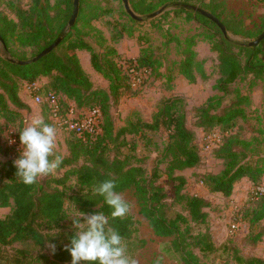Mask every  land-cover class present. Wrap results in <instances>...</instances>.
Wrapping results in <instances>:
<instances>
[{
  "label": "trees",
  "instance_id": "obj_1",
  "mask_svg": "<svg viewBox=\"0 0 264 264\" xmlns=\"http://www.w3.org/2000/svg\"><path fill=\"white\" fill-rule=\"evenodd\" d=\"M73 1L28 0L26 7H23L21 3L25 0H19L8 2L7 13L0 11V120L6 123L20 120L21 111L28 109L19 99L20 87L24 83L33 84L41 78L46 79V83L39 89V94L42 95L43 92L45 96L52 92L60 96L62 114L69 104L77 110L97 107L102 113L99 135L93 138L88 136L78 138L74 132L69 133L70 138L66 141L68 154L57 169L58 171L66 169L61 178H51L43 183L38 180L31 186L23 185L15 178V168L12 163L18 157L19 152L16 149L19 140L10 147L0 145V156L6 158V161L0 163V209L10 208V214L0 219V246L31 241L36 246L44 248L47 239L48 243L56 245V250L55 254L50 256H38L41 263L70 264L71 257L64 250V246L69 244L73 231L60 232L66 220L64 210L66 197L80 212L95 214L101 211L108 215L109 225L119 231L124 241L129 240L135 231L132 217L127 214L122 218H111V209L104 203L103 197L93 192L99 182L112 179L116 182V191L119 193L126 190L134 191L140 207L139 214L148 222L155 237H173L172 245L183 255L185 264H202L196 255L190 251L186 252V249L193 248L201 254H208L215 252L217 248L209 234L192 236L189 224H205L207 219L205 209L210 204L203 198L183 195L181 190L185 179L173 174L174 171L193 168L201 160L194 143L195 135L186 127L183 100L177 96L164 98L153 113L151 122L127 120L123 126L116 129L110 112L112 105L118 104L127 93L137 91L131 87L128 70L117 64L115 60L118 56L117 52L113 48H108L105 45V38L91 26V23L100 19L103 14L98 6H94L93 10H87L85 0H79L75 24L68 31L67 25L73 11ZM193 1L128 0L130 9L136 16L149 15L160 6L172 7V10L165 12L161 17L170 14L176 17L184 16L187 21H194L203 28L204 39L210 43L211 50L218 57L219 78L214 86L216 91L224 95L228 94L230 86L246 76L252 77V84L255 81L264 82V60L261 58L264 40L256 47H249L248 42L231 39L228 34L242 39L249 35L239 27H232L221 21L223 4L212 0L206 6H198V8L218 19L227 35L200 13L183 7L195 6ZM256 1L264 2V0ZM122 12L130 28L122 27L117 32V36L111 37V41L122 39L124 33L132 38L134 34L132 26L141 25V22L133 20L126 13L124 7ZM83 27H90L95 31L100 40L101 52L95 51L85 39L86 33L83 32ZM58 38H62L60 44L39 61L25 66L15 63L26 59L23 52L13 50L14 45L32 50L30 58H34ZM174 41L181 55L178 74L190 84L196 82L197 74L205 79L202 62L197 60V54L193 50L195 37H186L183 42ZM79 51L88 53L91 68L108 83L107 90L93 88L89 76L83 71L77 57L76 52ZM156 63L159 65L148 48L141 49L136 58L126 61L128 67L135 64L136 70L146 71L151 70ZM235 98V101L220 113L213 112L216 104L219 103L218 98H209L195 110L198 127L207 128L209 131L218 127L222 133H227L225 139L223 138L224 142L216 146L215 154L216 158L224 162L223 169L218 174H207L202 178V183L211 193H218L224 197L231 196L234 184L244 178L248 179L255 188L261 186L260 182L264 175L261 160L253 161L251 156L248 157L250 141L245 140L238 132V121L246 120L244 105L247 104L248 98L239 91H236ZM215 99L217 102H213ZM42 110L43 113H49V108L44 103ZM21 126L22 123L20 130ZM234 129L236 132L232 134L231 131ZM159 131L169 134L165 155L171 159L167 176L169 185L174 191L172 203L184 204L186 211V215L178 214L174 219L167 218V211L172 205L167 200L169 190L146 181L142 177V168L130 163L131 160L137 161V159L134 156H122L120 153L126 145L129 146V151L135 150V145L130 144L126 137L145 138L146 132ZM248 131H253V128ZM17 136H19L18 132ZM110 146L115 152L112 158L108 156ZM71 177L75 178L79 186L86 189L84 193L65 195L64 187ZM51 182L58 187L48 189ZM59 187L61 189H58ZM249 201L251 203L245 215L248 223L255 225L264 220V195L256 198L252 193ZM56 229L58 232L54 235ZM263 236V232L260 231L250 237V240L256 243ZM187 239L190 242H186ZM233 260L236 264H264L261 258H244L238 254L233 256Z\"/></svg>",
  "mask_w": 264,
  "mask_h": 264
},
{
  "label": "rangeland",
  "instance_id": "obj_2",
  "mask_svg": "<svg viewBox=\"0 0 264 264\" xmlns=\"http://www.w3.org/2000/svg\"><path fill=\"white\" fill-rule=\"evenodd\" d=\"M19 0H0V11L7 13L8 2H18ZM145 2H156V0H144ZM212 0H194L192 3L196 7H204ZM215 2L223 4V14L221 21L232 27H239L246 32L249 37L240 39L242 42H251L255 40L264 31V2L256 0H216ZM87 10H93L98 6L103 12L100 19L91 23V26L98 30L102 37L105 38V45L113 48L118 56L116 62L118 65L126 64V61L136 58L141 49L148 48L157 63L151 70H144L141 73L139 82L136 84L134 91L136 93H127L123 96L118 104L111 107L114 127L120 128L127 120L130 121H152V115L156 112L157 107L164 98L180 97L183 100L185 111L186 127L195 135V145L200 156V163L190 169L174 171L175 176H182L185 184L181 190L183 195L197 196L209 202V207L205 209L207 213L206 223L195 225L190 223V234L202 235L209 234L217 250L213 253L201 254L198 250L190 248L187 251L192 252L199 258L202 264H236L233 256L238 254L244 258L257 257L264 261V236L252 243L250 237L258 232L264 234V220L255 225H250L246 218V210L251 203L250 196L255 186L248 179H241L234 184L232 194L224 197L218 193H211L202 183L203 176L207 174H218L223 169L224 162L216 158V146L223 143L227 133L221 132L219 128L208 130L197 126L195 110L202 106L209 98H218L213 112L220 113L225 107L235 101L236 91L248 98L244 105L246 120L238 121V132L241 133L245 140L250 141V152L253 161L260 159V164L264 166V82L255 81L252 84V77L246 76L230 86L228 94H222L214 89L218 73V57L211 50V45L204 39L203 28L194 21H187L184 16L161 17L162 14L172 10V7L160 6L168 9L158 17L149 20L147 15L140 16L143 18L141 25L132 26L134 30L133 37L130 38L124 33V37L117 41H111V37L117 36V32L122 28H130L126 16H124L123 4L121 0H85ZM26 7L28 0L21 3ZM222 8H219L221 10ZM155 11V12H156ZM8 16L11 15L8 13ZM158 18V19H157ZM152 21V22H151ZM135 28V29H134ZM86 33L85 39L90 43L95 51L101 52L100 40L95 31L90 27H83ZM202 33V35H200ZM195 37V46L193 50L197 54V60L202 62L205 79L196 75V82L190 84L178 74V62L181 60L180 50L176 41L183 42L186 37ZM1 50V46H0ZM13 50L23 52L25 59H31L32 50L20 48L14 45ZM261 58L264 60V44L261 47ZM77 57L82 62L83 71L89 76L90 81L95 89L107 90L108 83L97 75L90 66L89 55L87 52H76ZM123 71V70H122ZM46 83V79L41 78L34 84L41 88ZM31 84L24 83L20 87L19 99L27 106V110L21 111L20 120L13 123H6L0 120V145L10 147L12 144L9 140L17 142L19 136L17 131L25 126L33 116H42L46 123H49L57 129V149L58 154L63 158L67 156L68 149L66 141L70 138L69 132L58 128L51 119L49 113H43L42 104L34 102L33 92L30 89ZM1 92V91H0ZM42 97L43 92H42ZM44 102H45V98ZM215 99L213 102H217ZM248 126V127H247ZM253 128V131H248ZM248 129V130H247ZM235 129L231 131L234 134ZM218 137L219 143L214 140ZM168 132H146L145 138L128 136L127 141L135 145V150L129 151V146L120 150L122 156H134L137 161L131 160V165L140 166L143 170L142 177L146 181H151L169 190L168 203L172 204L167 211V218L174 219L178 214L186 215L184 204L172 203L174 199L173 187L168 182V166L170 157L165 155V148L169 142ZM224 138V139H223ZM209 145V148L206 146ZM112 150V146H110ZM109 152V158H112L114 150ZM19 152V146L16 149ZM15 151V152H16ZM13 155V153H12ZM11 155V156H12ZM6 161V158L0 156V163ZM63 170H56L53 174L40 179V182L49 181L51 178H61ZM260 185L264 187V175ZM56 186L49 183L48 189ZM65 195L71 196L76 193H84L85 188L79 186L75 178L71 177L66 181ZM58 189H61L59 187ZM129 205L128 214L135 222V231L131 238L126 242L128 253L135 257L138 264H154L158 259L159 264H185L182 254L175 250L172 245L173 237L159 238L155 237L148 226V222L139 214V205L133 190H126L121 193ZM69 202L67 197L64 201V210L66 220L60 232L74 231L72 222L69 218L78 216V208ZM10 214V208L0 209V219ZM183 229V227H182ZM59 232V233H60ZM55 234V233H53ZM59 235V234H57ZM58 237V236H57ZM186 242H190L187 239ZM40 255L50 256L49 249L45 246L40 248L31 241L16 242L9 246H0V264H43L39 260Z\"/></svg>",
  "mask_w": 264,
  "mask_h": 264
},
{
  "label": "clouds",
  "instance_id": "obj_3",
  "mask_svg": "<svg viewBox=\"0 0 264 264\" xmlns=\"http://www.w3.org/2000/svg\"><path fill=\"white\" fill-rule=\"evenodd\" d=\"M19 133L18 157L12 161L15 178L25 186L53 174L63 163L58 154L57 129L46 123L42 116H33L26 121ZM9 143H15L9 140ZM116 182L107 179L99 182L93 189L94 194L103 197L111 209L110 217L122 218L129 212V205L118 191ZM75 207V206H74ZM78 216L69 218L73 235L69 244L64 246L71 257L70 264H138L135 257L128 253L127 244L118 230L109 225V216L103 212L85 214L77 211ZM58 232L56 229L55 234ZM53 235V236H54ZM45 245L50 254H55L56 245ZM154 264H159L157 259Z\"/></svg>",
  "mask_w": 264,
  "mask_h": 264
},
{
  "label": "built area",
  "instance_id": "obj_4",
  "mask_svg": "<svg viewBox=\"0 0 264 264\" xmlns=\"http://www.w3.org/2000/svg\"><path fill=\"white\" fill-rule=\"evenodd\" d=\"M122 68L128 70V75L131 82V87L134 88L140 81L138 76H141L143 70H136L135 64L132 67H128L123 63ZM30 89L33 92L34 102L37 104H46L49 108V114L51 119L55 122L58 128L67 132H74L78 138H84L86 136L93 138L101 133L102 126V113L99 108L77 110L69 104L68 108L62 114V106L60 105V96L55 95L52 92L47 93L44 97L39 94V87L36 84H31ZM45 98V102L44 99ZM214 140L219 143V139L214 136ZM209 148V145L206 146ZM253 195L257 198L264 195V187L259 186L252 191Z\"/></svg>",
  "mask_w": 264,
  "mask_h": 264
},
{
  "label": "water",
  "instance_id": "obj_5",
  "mask_svg": "<svg viewBox=\"0 0 264 264\" xmlns=\"http://www.w3.org/2000/svg\"><path fill=\"white\" fill-rule=\"evenodd\" d=\"M122 4H123V7L126 11V13L135 21H138V22H141L143 20L142 17L140 16H136L132 10L130 9V6H129V2L128 0H121ZM185 9H190L194 12H198L200 13L202 16L206 17L207 19H209L210 21H212L213 23H215L221 30V32L224 34V35H227L226 33V30L224 28V26L220 23V21L218 19H216L212 14L206 12V11H203L202 9L196 7V6H191V5H184L183 6ZM78 9H79V0H74L73 1V11H72V14H71V17H70V20L68 22V25H67V29L68 31L71 30V28L74 26L75 24V21H76V18H77V15H78ZM168 9L166 8H161L160 10L156 11V12H153L149 15L146 16L147 19L149 20H152L156 17H158L159 15H161L162 13H164L165 11H167ZM229 37L231 39H234V40H240L238 38H233L232 36L229 35ZM264 40V32L258 36L255 40L251 41V42H248V46L249 47H256L258 44H260V42H262ZM62 41V38H58L52 45H50L48 48H46L45 50H43L41 53H39L36 57L34 58H31V59H28V60H18V61H15V63L19 66H25V65H30L32 63H35L37 61H39L43 56L49 54L52 50H54L59 44L60 42Z\"/></svg>",
  "mask_w": 264,
  "mask_h": 264
},
{
  "label": "crops",
  "instance_id": "obj_6",
  "mask_svg": "<svg viewBox=\"0 0 264 264\" xmlns=\"http://www.w3.org/2000/svg\"><path fill=\"white\" fill-rule=\"evenodd\" d=\"M81 60V59H80ZM81 62V61H80ZM82 63V62H81ZM83 66V65H82Z\"/></svg>",
  "mask_w": 264,
  "mask_h": 264
}]
</instances>
